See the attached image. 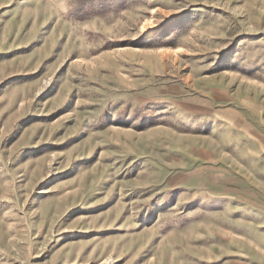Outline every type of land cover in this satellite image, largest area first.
Listing matches in <instances>:
<instances>
[{"label": "rangeland", "instance_id": "374dc122", "mask_svg": "<svg viewBox=\"0 0 264 264\" xmlns=\"http://www.w3.org/2000/svg\"><path fill=\"white\" fill-rule=\"evenodd\" d=\"M0 264H264V0H0Z\"/></svg>", "mask_w": 264, "mask_h": 264}]
</instances>
